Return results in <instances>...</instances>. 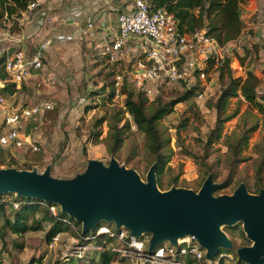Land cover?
I'll use <instances>...</instances> for the list:
<instances>
[{
    "label": "rangeland",
    "instance_id": "374dc122",
    "mask_svg": "<svg viewBox=\"0 0 264 264\" xmlns=\"http://www.w3.org/2000/svg\"><path fill=\"white\" fill-rule=\"evenodd\" d=\"M85 1L95 2L96 7L95 11L89 13V16L94 15L90 19L93 24L91 33L78 35L71 42L52 44L43 59L40 73L24 82L16 92L7 95L8 103L16 109L41 102H47L51 107L22 124L23 133L35 143L37 150H32L28 144L21 149L2 150L0 168L11 163L17 169L31 167L37 172L49 169L50 175L55 178L70 179L91 169L93 160L100 161L107 168L115 159L119 166L135 170L145 182L152 165V155L145 148L143 135L138 132L128 112L124 111V88L131 87L130 65L138 52H130L117 61L110 60L102 53L103 37L110 39V30L116 29L118 14L131 0ZM76 3L73 0L45 1L46 6L49 5L48 10L64 9L63 13L71 12V5ZM260 3V0H248L241 5L242 31L229 42L230 48L225 51V58L230 59L233 77H245L247 71L258 77L256 97L264 106V4L259 6ZM60 14H57L58 19L63 20L64 15ZM21 18L24 23L33 25L40 17L39 14L30 15V12L24 11ZM20 19L17 26L13 19H7L2 23L5 27L0 28L21 33ZM223 61L208 63L202 79L195 78L184 85H161L147 96L146 104L155 103L158 97L164 103L178 97L184 88L196 87L190 98L176 103L173 110L159 120L167 139L164 148L166 158L160 174L162 186L157 183L160 190L183 187L198 191L208 176L219 187L213 191V196L231 195L240 184L249 187L257 183L256 170L264 153V114L249 106L240 91L229 98L226 105V113L235 111L234 116L224 121L218 137L207 143L216 121L212 104L227 81L226 74L222 80L219 78L217 67ZM117 75L121 76L119 85L115 84ZM199 92L203 93L201 97H198ZM119 111L120 114L124 112L122 120L117 122L118 126L128 120L130 129L125 132L115 154L111 155L106 148L109 141L107 119ZM100 117L106 120L96 124ZM250 127L254 128L247 131L240 159L232 169L227 136L240 134ZM212 134L215 136V133ZM261 177L260 187L264 188V166ZM36 201L42 207L47 206L54 215L61 211L58 204L50 205L39 199ZM12 213L13 210L5 206L0 216V264H87L99 260L101 251L114 249L117 251L110 264H142L136 252L122 254L118 251L125 244L116 237L108 241L106 236L100 235L108 234L103 230L97 229V235L86 240L85 244L80 242V223L77 226L71 223L69 231L58 233L50 241L45 238L49 227L47 220H42V230H28L20 235L13 233L3 225L4 218L11 219ZM34 217L41 220L43 213L38 211ZM100 224L111 231L116 229L114 223ZM221 229L231 242L229 247L221 248L218 253L224 256L222 264H248L238 260V250L252 245L243 230V222L224 225Z\"/></svg>",
    "mask_w": 264,
    "mask_h": 264
},
{
    "label": "water",
    "instance_id": "95a60500",
    "mask_svg": "<svg viewBox=\"0 0 264 264\" xmlns=\"http://www.w3.org/2000/svg\"><path fill=\"white\" fill-rule=\"evenodd\" d=\"M91 164V169L70 179L55 178L49 169L0 168V195L15 192L58 204L62 212L82 224V232L104 220L116 228H127L133 237L151 233L149 250L163 241L176 243L178 238L192 235L210 259L231 245L221 226L242 221L252 245L238 250V260L264 264V189L249 193L240 184L231 195L213 196L218 184L208 176L198 191L183 187L160 190L155 164L145 182L115 159L107 168L97 160Z\"/></svg>",
    "mask_w": 264,
    "mask_h": 264
},
{
    "label": "built area",
    "instance_id": "2783aa9c",
    "mask_svg": "<svg viewBox=\"0 0 264 264\" xmlns=\"http://www.w3.org/2000/svg\"><path fill=\"white\" fill-rule=\"evenodd\" d=\"M39 8L40 0H31L26 11L32 12ZM92 25L89 20L72 30L54 31L39 41L34 49L0 45V58L4 59L6 73V78L0 77V150L21 149L26 144L32 150H37L35 143L23 133L22 124L51 107L49 103L41 102L20 109L13 108L4 91L6 83H14L19 88L42 70L43 59L52 44L71 42L78 35L90 34ZM229 42L220 44L204 28L192 32L182 31L167 8H153L146 0H131L117 16L114 36L110 39L103 37L102 53L110 60L117 61L130 52H138L130 65L129 80L134 88L148 96L161 85L174 86L204 78L209 61L220 63L224 60L230 48ZM115 79V84L119 85L121 76L117 75ZM202 94L199 92L198 97ZM98 230L123 242L125 245L118 248L122 254L136 252L142 264H185L188 256L194 264H220L224 257L218 254V257L207 258L206 250L192 235L180 237L176 243L163 241L149 250L151 235L148 232L133 237L127 235L129 230L123 227L111 231L102 226Z\"/></svg>",
    "mask_w": 264,
    "mask_h": 264
},
{
    "label": "trees",
    "instance_id": "16d2710c",
    "mask_svg": "<svg viewBox=\"0 0 264 264\" xmlns=\"http://www.w3.org/2000/svg\"><path fill=\"white\" fill-rule=\"evenodd\" d=\"M31 0H0V26L7 19H13V23L17 26L18 19L26 11L27 4ZM153 8L165 7L176 18L179 28L185 32H192L196 29L206 27L207 34L217 40L220 44H224L231 40L236 39L242 31L241 20V5L248 0H146ZM213 61H209L211 65ZM230 59L225 58L222 64L217 67L219 71V78L222 80L224 75H227V81L224 82L219 96L212 104L216 112L215 127L212 133L207 138V143L210 144L214 137H218L222 123L232 116L235 111L226 113V105L229 98L238 95L243 97L247 101L249 106L257 109L260 113L264 114V106L257 100L256 87L259 84V79L253 72L247 71L245 77H233L232 70L230 68ZM209 65V66H210ZM208 69V68H207ZM206 70V69H205ZM0 77L6 78L4 72V59L0 58ZM185 83L182 82V85ZM125 85V84H124ZM22 85L19 87L21 88ZM19 88H16L14 83H6L4 91L6 95L16 92ZM125 89L124 97V111L128 112L133 124L136 126L138 132L144 137V144L147 151L152 155V165L155 164V173L157 183L162 186L160 180V174L165 162V143L167 139L164 137L159 120L167 113L173 110L176 103L187 100L195 92L196 87L190 89L184 88L183 92L176 98L167 102H160L159 97L155 103H147V95L137 90L131 84L130 88ZM201 90V89H200ZM198 91V90H196ZM123 111V112H124ZM123 112L112 113L111 118L108 120V144L107 151L114 155L116 149L122 144L125 132L130 129V123L125 120L121 126H118L117 122L121 121ZM105 117H100L96 120V124L103 122ZM243 130L240 134L233 133L232 136H227V150L228 155L233 161L232 169L234 165L240 159V150L246 140L247 131L253 129ZM2 151V150H0ZM13 165L6 164L4 168L12 167ZM264 166V153L261 157V162L256 170V184L246 187L249 193L258 194L262 189V169ZM19 169V168H18ZM26 170H33L31 167H25ZM226 186V185H225ZM219 187L217 188V190ZM12 197V200L9 198ZM17 204V206H14ZM53 205L52 203H48ZM7 206L13 210L12 218H4V227H8L11 232L16 234H22L28 230H42V220L49 222V227L46 231V240H52L58 233L66 232L70 230L71 223L73 225H79V223L67 213L60 211L59 214L54 215L49 208L42 207L35 198L22 197L15 192H9L0 195V216L4 212V207ZM16 207V208H14ZM41 211L43 217L41 220L34 217L35 213ZM106 222V221H101ZM100 222V223H101ZM97 224L94 229L82 232L78 234L80 242H86L88 239H93L97 235V229L103 224ZM108 223V222H107ZM76 228V227H75ZM119 231V230H118ZM100 235L106 236L108 241H113L115 236H110L106 233H100ZM17 244V243H16ZM21 246V245H18ZM116 251H101L99 260L88 262L87 264H110V261L115 257ZM223 258L220 261L222 264ZM192 259L188 256L185 264H191Z\"/></svg>",
    "mask_w": 264,
    "mask_h": 264
},
{
    "label": "crops",
    "instance_id": "0c3cea01",
    "mask_svg": "<svg viewBox=\"0 0 264 264\" xmlns=\"http://www.w3.org/2000/svg\"><path fill=\"white\" fill-rule=\"evenodd\" d=\"M45 1L46 0H40V9L35 10V12H30V15H35V13L39 14L40 18L35 22V24L33 23V25H29L30 22L24 23L23 18L19 20L21 33H13L8 29L0 28V45H14L15 47L27 46L29 49H34L35 45L39 41H41L45 36L53 33L54 31L63 29L72 30L74 27L82 26L83 23L91 19V16H94H89V13L92 12V10H96L95 2L93 1L73 0L75 1V3L77 2L76 5H71L73 7V10L71 12L68 11L63 13L64 9L62 11L61 9L60 11L48 10L49 5L46 6ZM81 1L83 2L79 5V2ZM260 1L261 3L258 4L259 6L264 4V0ZM69 7L66 8L68 9ZM60 13L64 15L63 20L58 19L57 14ZM115 30L116 29L114 28L110 30V37L114 36Z\"/></svg>",
    "mask_w": 264,
    "mask_h": 264
}]
</instances>
